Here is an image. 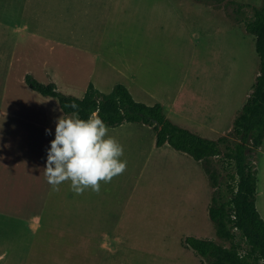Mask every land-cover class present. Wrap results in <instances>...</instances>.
<instances>
[{
	"label": "rangeland",
	"instance_id": "374dc122",
	"mask_svg": "<svg viewBox=\"0 0 264 264\" xmlns=\"http://www.w3.org/2000/svg\"><path fill=\"white\" fill-rule=\"evenodd\" d=\"M253 6L264 8V0H0V165L26 168L27 209L20 223L0 215V264H205L183 244L186 236L229 246L208 217L213 188L201 163L168 144L147 146L154 131L141 123L108 127L127 166L99 193L77 195L68 182L53 191L43 168L64 113L23 76L76 97L92 80L103 93L122 83L134 100L163 103L172 122L216 139L231 128L258 72L254 37L243 27ZM103 35L110 38L100 42ZM86 49L115 69L105 71L110 59L83 64ZM10 58L21 64L9 67ZM222 159L215 162L225 194L233 168ZM66 195L74 200L69 217ZM84 196L94 199L91 209H83ZM1 204L12 210L18 202ZM235 241L242 243L238 232Z\"/></svg>",
	"mask_w": 264,
	"mask_h": 264
},
{
	"label": "trees",
	"instance_id": "16d2710c",
	"mask_svg": "<svg viewBox=\"0 0 264 264\" xmlns=\"http://www.w3.org/2000/svg\"><path fill=\"white\" fill-rule=\"evenodd\" d=\"M242 6L238 3L239 9ZM243 27L254 37L261 75L255 76L251 91L233 118L230 131L216 139L203 137L172 122L165 116L161 103L146 105L134 100L122 83H116L107 93L88 83L83 95L76 97L58 91L53 82L42 83L29 73L24 75V82L30 89L55 98L65 115L76 111L65 105L76 103L80 118L86 119L92 111L98 110L108 127L126 122L145 124L155 133L156 147L168 144L201 163L213 188L208 217L216 236L222 242H229L226 246L210 238L186 236L183 244L205 264H264V219L255 206L257 167L256 158L252 159L255 149L264 141V8L253 6L252 16L243 20ZM231 136L237 138L233 145H229ZM217 157L233 168L227 174L229 181L225 194L220 188ZM236 232L242 243L235 241Z\"/></svg>",
	"mask_w": 264,
	"mask_h": 264
},
{
	"label": "clouds",
	"instance_id": "9594fccd",
	"mask_svg": "<svg viewBox=\"0 0 264 264\" xmlns=\"http://www.w3.org/2000/svg\"><path fill=\"white\" fill-rule=\"evenodd\" d=\"M260 75L256 73L257 78ZM65 107L76 111L55 119V135L49 142L43 174L53 191L68 182L77 195L88 189L99 193L101 182L110 183L126 170L127 161L121 159L123 146L109 135L98 110L82 119L76 103ZM45 133L51 135V130L45 129Z\"/></svg>",
	"mask_w": 264,
	"mask_h": 264
},
{
	"label": "crops",
	"instance_id": "0c3cea01",
	"mask_svg": "<svg viewBox=\"0 0 264 264\" xmlns=\"http://www.w3.org/2000/svg\"><path fill=\"white\" fill-rule=\"evenodd\" d=\"M110 4H112V3H110ZM105 21H107V20H105ZM31 32L33 33L32 36H38L39 35L38 32L35 33L36 31H31ZM104 36H105L106 40H108L110 38L109 35H103L100 38V42L102 41ZM72 38H74V36H72ZM89 38H92V37H89ZM26 40H27V37H22V39L20 41H26ZM51 40H54V39H51ZM108 59H110V58L104 56L101 52H97V50L93 51L92 49L91 50L86 49L84 51V55H83V64L88 63L90 66H94V65H96V63L99 60L105 61ZM21 60H22V58H19V59L15 58L14 60H11V58H10L8 66L10 67L11 63L13 64V62H15V61L18 62L19 64H21ZM106 64L108 65V68L105 71H107L110 67L115 69V66L111 62V59ZM9 71H10V69H9ZM24 71H25V69H24ZM89 83H92L93 86L95 88H97L98 84L96 83L95 80H92V82H89ZM87 85H86V87H87ZM162 105H163V107H166V106H164L163 103H162ZM174 107L177 108V105L173 106V108ZM126 123H129V122H126ZM123 124H121V125H123ZM143 125L147 126L145 124H143ZM147 127L150 128L149 126H147ZM230 129H228V131H230ZM221 135L219 134V136H221ZM154 136H155V133H154ZM154 136L153 135L151 136V141L149 142V144L147 146L150 147L152 144H154ZM254 154H255V158H256V167H257V188H256L257 193H256V199H255V206H256V209L258 210L260 216L264 219V141L258 148L255 149ZM18 169L19 170L16 171V169L14 167H12V165H5V164L0 165V181H3L4 183L7 181V183H8V185H5L4 183L0 184V215L10 216V217L13 216V218H15V220H18V223H20L21 221L22 222L25 221L26 210H27L26 209V203H25V184H21V177H24V180H25L26 168H22L20 166ZM21 170H23V172ZM17 177H18V179H17ZM11 178L13 179V181H11L12 180ZM11 182H12V185H9ZM63 198L64 199L62 202L66 204L65 205L66 215H67V217H69V216L73 215V213L71 212L70 209H71V206H72L74 200H73L71 195H66ZM11 199L18 202V204L16 206H13L12 210H10L11 207H6L4 204H1L3 202L9 201ZM93 201H94V199H92L91 197L89 198V197L84 196L82 199L83 209H91ZM80 232L84 233V234H88V233H92V232L102 233V234L110 233L108 230H96V231H94L91 229H82ZM1 256H3L2 252H0V257Z\"/></svg>",
	"mask_w": 264,
	"mask_h": 264
},
{
	"label": "water",
	"instance_id": "95a60500",
	"mask_svg": "<svg viewBox=\"0 0 264 264\" xmlns=\"http://www.w3.org/2000/svg\"><path fill=\"white\" fill-rule=\"evenodd\" d=\"M155 122V121H154ZM156 123V122H155Z\"/></svg>",
	"mask_w": 264,
	"mask_h": 264
}]
</instances>
